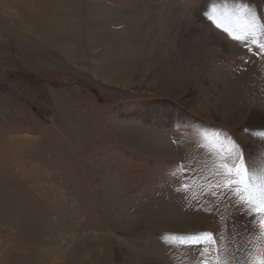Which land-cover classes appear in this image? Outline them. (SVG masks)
Masks as SVG:
<instances>
[{
  "label": "rangeland",
  "instance_id": "374dc122",
  "mask_svg": "<svg viewBox=\"0 0 264 264\" xmlns=\"http://www.w3.org/2000/svg\"><path fill=\"white\" fill-rule=\"evenodd\" d=\"M104 36L127 86L79 47ZM254 40L264 0H0V264H251L260 216L217 165L260 183Z\"/></svg>",
  "mask_w": 264,
  "mask_h": 264
},
{
  "label": "snow or ice",
  "instance_id": "6c2138e0",
  "mask_svg": "<svg viewBox=\"0 0 264 264\" xmlns=\"http://www.w3.org/2000/svg\"><path fill=\"white\" fill-rule=\"evenodd\" d=\"M217 27H222L218 20H214ZM228 31L227 28L224 29ZM233 39L242 40L244 37L240 35H233ZM261 49H264V43L253 41ZM234 148H238L235 142H231ZM221 152L223 148L219 149ZM226 159V157H225ZM236 163L229 165L226 162L217 165L218 168L224 169L225 184L224 187L235 185V195L240 197L241 202L249 206V208L258 216H260L259 225L262 231H264V166H261L259 180L260 183L253 186L250 185L249 179L252 175L251 170L243 159L242 154L237 153ZM241 192L244 195H241ZM207 236L211 237L213 234L207 233ZM216 264H219L217 260ZM252 264H264V251L259 252L252 257Z\"/></svg>",
  "mask_w": 264,
  "mask_h": 264
},
{
  "label": "bare ground",
  "instance_id": "6f19581e",
  "mask_svg": "<svg viewBox=\"0 0 264 264\" xmlns=\"http://www.w3.org/2000/svg\"><path fill=\"white\" fill-rule=\"evenodd\" d=\"M43 12L46 13H50L51 12V8H49L47 5L46 7L43 8ZM213 13V12H212ZM101 27H103L101 25ZM85 29L89 30V29H93V31H96L98 29H101L99 24L92 20L89 16L85 17ZM53 31V30H52ZM97 32V31H96ZM51 37V36H50ZM61 37V36H60ZM64 38V37H63ZM52 39V38H51ZM79 39V38H78ZM105 36L103 38H98L97 40H85V38L82 41V44H80L81 46L80 49L83 50V48L85 47L86 49H90L93 50L94 52H98L101 50V52L99 53L100 56L97 57V59L101 60L100 66L98 67H91V72L97 76L100 77L102 80L110 83V84H115L117 86H127L129 85V83H131L133 81V79L135 77H137V74H141L139 72V70H130L129 67H127L126 65L120 64V61L118 58L113 57V58H104V56L106 55V50L108 49V47H106V42H105ZM61 40V38H60ZM61 42V41H60ZM72 44V43H71ZM83 47V48H82ZM72 50V49H71ZM74 54V53H73ZM95 56V55H94ZM96 59V58H95ZM94 58H92V60H95ZM84 63V61H83ZM154 78V77H153ZM159 78V77H158ZM155 79V78H154ZM166 80V79H165ZM152 81V80H151ZM180 81V80H179ZM181 82V81H180ZM134 83V82H133ZM167 84V83H166ZM262 114V113H261ZM241 202V201H240ZM242 204V203H241ZM244 216L249 218L251 217V219L254 218L255 213L249 208L248 205H246L245 209H244ZM244 218V217H243ZM259 219V216H258ZM257 220V219H256ZM249 221V220H248ZM253 221V220H252ZM256 239L258 241L259 237H261L262 239H264V231L261 230L260 226L257 227L256 229ZM261 239V240H262ZM254 240V239H253ZM260 240V241H261ZM264 241V240H263ZM262 242V241H261ZM260 242V243H261ZM255 243V241H254ZM258 245V242H257ZM258 247V246H256ZM255 248V247H254ZM256 250V249H255ZM262 251V250H261ZM264 251V250H263ZM254 251H252L251 254H253ZM259 252V251H258ZM256 252V253H258ZM137 261H140V258L136 257ZM251 264H252V260H251Z\"/></svg>",
  "mask_w": 264,
  "mask_h": 264
}]
</instances>
